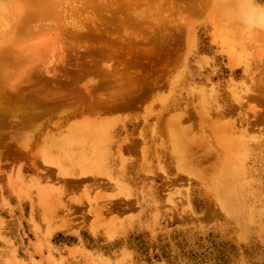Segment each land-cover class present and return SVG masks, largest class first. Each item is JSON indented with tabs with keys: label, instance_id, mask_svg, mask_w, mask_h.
Listing matches in <instances>:
<instances>
[{
	"label": "rangeland",
	"instance_id": "rangeland-1",
	"mask_svg": "<svg viewBox=\"0 0 264 264\" xmlns=\"http://www.w3.org/2000/svg\"><path fill=\"white\" fill-rule=\"evenodd\" d=\"M2 51L0 264H264V0H0Z\"/></svg>",
	"mask_w": 264,
	"mask_h": 264
},
{
	"label": "bare ground",
	"instance_id": "bare-ground-1",
	"mask_svg": "<svg viewBox=\"0 0 264 264\" xmlns=\"http://www.w3.org/2000/svg\"><path fill=\"white\" fill-rule=\"evenodd\" d=\"M4 51H2L1 53H0V55L3 53ZM23 54H25V55H27L26 53H23ZM4 55H5V53H4ZM1 56H3V55H1ZM1 58V57H0ZM236 59V58H235ZM0 62H2V61H0ZM235 63H239V60H235ZM0 64H2V63H0ZM0 66H2V65H0ZM1 68V67H0ZM2 68H3V66H2ZM5 76V77H4ZM1 77V76H0ZM3 77H4V79H2V77H1V79L3 80H1L0 79V118L1 117H3V116H5L6 114H7V109H8V107H6V105H5V103L2 101V99L4 98V95H5V92H6V86H5V84H4V82H5V79H6V74L5 75H3ZM7 80V79H6ZM3 85V86H2ZM8 92V91H7ZM101 103V102H100ZM92 104V103H91ZM95 104V103H94ZM98 105H100V104H98ZM93 105H91L89 108H91ZM97 106V105H96ZM91 110H93V108H91ZM81 113V112H80ZM31 117H36L37 115H35L34 114V112H33V110H32V112H31V115H30ZM21 120V119H20ZM20 122V121H19ZM16 123V122H15ZM20 126L21 125V123L19 124H17V126ZM83 167V166H85V167H87L88 168V165H85L84 163H81L80 165H77V167H75V169L74 170H72V172H78L79 170H80V168L81 167ZM82 169H84V168H82ZM49 177V176H48ZM16 192V191H15ZM62 193V192H61ZM64 193V192H63ZM62 193V194H63ZM19 197V196H18ZM45 203H42V208H43V210H44V218L45 219H49L50 221L53 219V216L55 217V214H58V211L60 210V208L59 209H56V204H55V202H48L47 200H43ZM59 206H61V210L63 209H67V210H69V209H71V208H67L66 206H67V204L66 203H60L59 204ZM62 210V211H63ZM91 211H93V210H91ZM90 210L88 211V213L89 212H91ZM65 212V211H64ZM68 212V211H67ZM97 211L96 210H94V213H96ZM68 213H70V212H68ZM68 215V214H67ZM57 216H59V215H57ZM68 217V216H67ZM57 217H55V219H56ZM70 219L72 220V218L70 217ZM63 223V222H62ZM54 224H57L56 222L54 223ZM54 224H53V229H55V227L56 226H54ZM60 224V223H59ZM58 224V225H59ZM69 224L70 223H68V224H65V223H63L62 225H60V229H68L69 227H71V226H69ZM91 227V230H92V232L93 233H97V229H96V226H94V225H91L90 226ZM90 227H88V229H90ZM56 228H58V227H56Z\"/></svg>",
	"mask_w": 264,
	"mask_h": 264
},
{
	"label": "trees",
	"instance_id": "trees-1",
	"mask_svg": "<svg viewBox=\"0 0 264 264\" xmlns=\"http://www.w3.org/2000/svg\"><path fill=\"white\" fill-rule=\"evenodd\" d=\"M234 248H235V247H234ZM227 256H229V254H228Z\"/></svg>",
	"mask_w": 264,
	"mask_h": 264
}]
</instances>
